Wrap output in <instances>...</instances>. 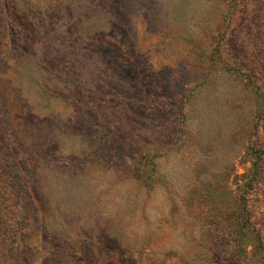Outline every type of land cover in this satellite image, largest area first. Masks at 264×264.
I'll return each mask as SVG.
<instances>
[{"label": "rangeland", "instance_id": "obj_1", "mask_svg": "<svg viewBox=\"0 0 264 264\" xmlns=\"http://www.w3.org/2000/svg\"><path fill=\"white\" fill-rule=\"evenodd\" d=\"M0 264H264V0H0Z\"/></svg>", "mask_w": 264, "mask_h": 264}]
</instances>
